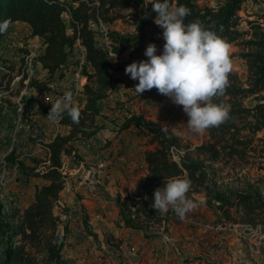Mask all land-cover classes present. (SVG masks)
<instances>
[{"label": "trees", "instance_id": "1", "mask_svg": "<svg viewBox=\"0 0 264 264\" xmlns=\"http://www.w3.org/2000/svg\"><path fill=\"white\" fill-rule=\"evenodd\" d=\"M216 1V6L202 5L193 0H169V4L170 7L185 5L190 9L189 15L184 18L186 24L199 22L205 28L215 30L227 44L233 42L246 48L239 53L246 66V79L242 80L231 70L225 93L212 98L214 103L230 108L229 119L206 130V138L193 148L198 157L185 151L174 158L172 149L181 146V137L144 114L130 113L116 129L136 126L147 137L148 148L144 151L148 172L146 178L129 194H117L114 198L122 224L142 230L146 236L151 235L150 224L167 223L171 217L170 209L159 212L150 206L154 190L163 188L170 178L185 176L192 181L187 197L193 198L194 191L203 189L206 199L201 203L214 209L218 215L217 222L245 223L250 226L264 222V197L258 191L246 189L220 192L206 188V162L246 161L251 152L255 151L256 140L261 141L264 148V140L255 138L258 131H264V34L243 39L244 31L238 28L237 13L244 0ZM152 2L0 0V20L9 19L10 25L16 21L25 22L29 26L30 36L42 40L43 51L37 60L50 75L67 62L76 43L83 48L85 64L89 66L87 70L84 65L82 70L86 79L82 89L84 103L75 104L81 111L80 122L74 124L67 114L64 115L59 123L68 126L69 131L67 134L55 135L46 144L47 158L43 161L34 159L32 165H26L15 160L14 152L6 156L8 162L17 164L26 178L36 177L42 182L35 185L32 201L17 212L16 221L13 218L5 220L0 205V234L6 237L2 264H40L41 260L52 264L61 263L63 240L57 234L60 218L54 213V206L66 182L62 169L63 156L72 155L76 161L80 159L75 142L93 136L102 128L98 122L100 101L115 92L119 83V79L112 73L118 66L114 67L110 55L119 57L127 53L133 57L147 43L160 40L159 35L162 36L163 29L155 23L156 13L152 9ZM64 13L68 14L71 32H68ZM119 20L126 24L130 22L133 31L122 32L111 27ZM10 25L6 32L0 34V42L10 35ZM92 25L105 27L106 44L97 43ZM20 49L26 52V44ZM29 53L23 55L28 56ZM23 65L24 62L18 69L21 81L27 78L25 70H22ZM1 67L8 69L4 65ZM59 75L62 76L61 73ZM27 85L38 90L48 89L45 81L35 78H29ZM250 96L256 100L251 107L244 104V100ZM41 111L48 113L47 109L41 108ZM262 169L264 171V167Z\"/></svg>", "mask_w": 264, "mask_h": 264}, {"label": "crops", "instance_id": "2", "mask_svg": "<svg viewBox=\"0 0 264 264\" xmlns=\"http://www.w3.org/2000/svg\"><path fill=\"white\" fill-rule=\"evenodd\" d=\"M23 44H26V52L20 49ZM75 48H79L81 54L79 62H82L88 70L83 48L78 43L74 45L73 49ZM144 50L145 48L133 57H129L127 53L119 57L111 54L110 60L122 62L127 56L138 62L143 60L141 56L144 55ZM42 51V40L39 37L30 36L29 26L25 22L12 23L10 35L0 42V64L3 63L4 66L13 64V67L11 65L13 77L20 74L15 69H18L20 65L18 62H22V55L33 52L36 58L31 66L27 67L26 73L29 78L45 81L48 87V90H38L28 86L27 81L19 79L13 87L5 91V95L2 94L4 99L0 98V130L4 122L3 117L8 114L3 107L4 103L11 102L12 116V131L3 140L6 143L3 154L8 155L14 152L15 160L26 165H32L34 159L45 160L48 156L46 144L55 135L67 134L69 131L68 126L59 122L50 123L45 118L47 113L42 112L41 108L49 111L51 104L67 90L72 91L74 104L84 103L82 89L85 77L80 69V63L71 61L72 51L67 62L52 75L42 68L37 60ZM16 62L18 65H14ZM122 75L123 77L115 75L120 78L118 89L100 101L101 113L98 122L102 128L93 136L75 142L80 159L76 161L72 155L63 156L62 169L63 173L67 174V178L57 200L63 207L58 214L61 219L59 232L63 235L62 260L66 261L68 256L70 261L73 260V264L83 261L85 264H101L99 261L110 258L107 255H105L106 258L94 257L97 254V248L106 249L110 247V241L115 239L117 255L121 256L122 264H228L231 256L233 255L232 258H234L240 250L236 237L240 233L234 232L237 231L238 225L232 224V226L215 229L218 215L202 204V199H197L194 195L189 199L196 204V207L186 213L185 217L205 216L207 219L202 217L205 222L203 226L193 225L184 220L176 223L170 218L166 225L167 229L162 223L152 231L156 234L146 236L142 230L122 224L114 198L118 193L121 196L129 194L146 178L148 172L144 161V151L148 146L146 135L136 126L122 130L116 129L123 124L130 113L144 114L161 124L159 116L149 115L146 112L147 109L151 112L157 108L155 97L157 90L155 88L145 90L138 96L134 92V86L138 80L131 79L128 74ZM2 77L4 72L0 70V78ZM25 94L30 96L27 101H25ZM148 100L155 105L148 104ZM20 130L27 134L23 141L18 139ZM85 161H90L96 166L101 165L97 178L98 184L102 181L104 190L95 193L87 192L82 184L84 171H87L84 169ZM103 169L100 181V173ZM29 178L34 182V188L36 184L42 182L36 177ZM25 179L27 183L28 178ZM34 188L31 191V197H33ZM31 201L32 198L23 205V208ZM209 222H212V226ZM239 226L242 227V225ZM243 226L245 227V224Z\"/></svg>", "mask_w": 264, "mask_h": 264}, {"label": "rangeland", "instance_id": "3", "mask_svg": "<svg viewBox=\"0 0 264 264\" xmlns=\"http://www.w3.org/2000/svg\"><path fill=\"white\" fill-rule=\"evenodd\" d=\"M193 1L199 4H202V5L205 4L209 6H216L217 4L216 0H193ZM237 15L239 16L238 28L244 31V35H243L244 40H248L253 37H259L260 34H264V0H244L241 5V9L238 11ZM63 16L66 22V26L68 27V32H71V30L69 29L68 14L64 13ZM92 26L95 29L97 43L103 44V45L104 43L106 44V38L103 34L104 33L103 26L102 25L101 27H96L95 25H92ZM112 27L122 32H132L133 31V26L130 24V22L129 24H126V23L121 22L120 20L115 21L112 24ZM159 37H162V36L159 35ZM163 42L164 40L163 38H161L159 41H156L154 43L157 46V54H160V52L162 51ZM228 45H229L230 59L232 62L231 70L235 71L242 80H245L246 75H247V70H246L244 61L239 57V53L241 51H245L246 48L243 49L241 45L234 44L233 42L228 43ZM23 57H24V60L22 62H18V64L20 63L19 65L20 67L24 62V65H23L24 68H22V70H25V73H26L27 67L31 66L36 56L33 52H30L28 54V57L22 55V59ZM80 57H81V54L79 52V48L73 49L71 53V59H72L71 61L72 63H76V64L80 63V69L82 71L84 65H82L83 64L82 62H79ZM141 57L143 59L145 58L147 59V57H145L144 55ZM132 59L134 58L130 59L129 57L125 56L122 62L114 61L113 62L114 67L118 66V68H115L114 70H112L113 75L114 76L119 75L123 77L122 74L123 73L124 75L126 74L124 69L126 65L133 62ZM2 64L3 63H1L0 66H2ZM18 64L16 62L14 65H18ZM11 65L13 67V64H7V68L9 70L4 67L0 68V70L4 72V77L0 78L1 80L0 83L2 84V86H0V98L1 99H4L3 97L5 95L4 94L5 91H7L8 88L13 87L19 81V79H21L20 75L18 76L14 75L13 77V75L11 74L13 72L11 71ZM16 69L15 71H18V69L17 70ZM25 79H24L25 82L28 81L29 79L28 75H27V78ZM118 79H119V83H117V85L119 87L120 78ZM85 82H86V79H85ZM6 85H9L8 88L5 87ZM12 91L14 92V89H12ZM155 93H156L155 97H156L157 108L151 112L150 110L147 109L146 112L149 115L159 116L160 122L163 126H166L167 128L176 132L181 137L182 144L178 148L180 152L178 154L172 153L173 157L176 158L177 155L180 156L185 151L193 157H198V155L193 150V148L195 145L199 144L201 141H203L206 138L205 133L201 135V134H196V133H192L191 131H189L187 124H186L188 117L186 113H184V111L182 110V106L174 104L170 100V98H168L167 96H164L163 94L158 93V91H155ZM263 94H264V91H263ZM24 97H26L25 101H27V98L30 96H28V94H25ZM147 102H149L148 104L155 105V103H152L150 100H148ZM255 103H256V100L253 96H250L244 100V104L249 107L253 106ZM4 105L3 107L6 108L8 114L3 117L4 122L0 130L1 215L5 218V220H10L11 218H13V221L14 220L16 221L17 212L23 209V205H25L30 200V198H32L31 191L34 188L33 186L34 182L30 180V178H28L27 183H26V179H25L26 177L20 172V168L17 166V164L8 162L6 160L7 155L3 154V152L5 151L4 146L6 144L3 142V140L8 136L10 131H12V126H11L12 116H11V109H10L11 102L4 103ZM26 137H27V134L24 131L22 130L18 131V139L20 141L25 140ZM255 138L264 140V131L263 130L258 131ZM254 146H255V151L251 152L250 157L246 161L244 160L242 161L218 160L216 162H206L205 163V173L207 174L206 188L208 187L210 190L215 189L220 192L251 189V190L258 191L264 197V171L262 169V167H264V148H263L262 142L258 140L254 142ZM90 164H91L90 161H87V162L85 161L84 169L88 170L90 167L96 166V165H93V164L90 165ZM103 171L104 169L100 173V181L103 175ZM84 174H85V171H84ZM65 175L67 178V174ZM101 182L98 184L97 192L104 190L102 188L103 186ZM193 195L197 199H202V201L206 199L203 189L194 191L192 196ZM61 209H63V207L58 202H56L54 206V213L58 217H59L58 214L61 211ZM209 209L212 210V208H209ZM202 217L207 219L205 216H202ZM168 223L169 222L167 223L163 222L164 228L166 229L168 228L166 226ZM176 223H179V222H176ZM209 223L212 226L211 224L212 222H209ZM231 224L238 225L237 231H234V232L235 234H237L238 232L240 233V234H237L236 236L237 242L240 245V250H238L237 253L234 255L235 259L232 258L233 255L232 256L230 255L232 259L230 258V262H228V264H264V222L260 224L261 225L260 230L258 229L255 230L254 227L257 224L251 225L252 226L251 228L249 226H246L245 223H231ZM243 224H245V227L243 226ZM239 225H242L243 228ZM156 226L157 225L150 224L149 232L151 233V235L156 234V233H152V231H154ZM60 228H61V219L57 227V234L63 240V235H60V232H59ZM5 238L6 237L4 234H0V264H2V260H3L2 252L4 248ZM116 245H117V242H115V239H112L110 241V247L106 249L97 248V254L94 257L98 259L102 257L106 258L105 255H107V257H109L112 260L106 259L103 261H99L101 264L102 263L122 264V260H120L121 256L119 257L117 255ZM40 264H52V263H46L44 260H41ZM60 264H73V260L70 261L67 256L66 261L64 259L62 260L61 258ZM78 264H85V263L83 261V262H78Z\"/></svg>", "mask_w": 264, "mask_h": 264}, {"label": "clouds", "instance_id": "4", "mask_svg": "<svg viewBox=\"0 0 264 264\" xmlns=\"http://www.w3.org/2000/svg\"><path fill=\"white\" fill-rule=\"evenodd\" d=\"M155 23L163 29L164 44L157 54V46L149 43L144 56L147 59L133 61L124 71L138 80L134 92L139 96L145 90L155 88L158 93L182 106L186 113L187 127L196 134L217 127L230 117V108L216 104L212 98L221 96L229 86L232 62L229 45L215 30L205 28L199 22L185 23L190 9L185 5L170 7L169 0H153ZM9 19L0 20V34L7 31ZM67 114L74 124L80 122L81 111L74 104L73 93L67 90L55 100L45 117L50 123H58ZM191 179L170 178L163 188L154 190L151 207L167 212L169 207L183 219L196 204L187 197Z\"/></svg>", "mask_w": 264, "mask_h": 264}, {"label": "built area", "instance_id": "5", "mask_svg": "<svg viewBox=\"0 0 264 264\" xmlns=\"http://www.w3.org/2000/svg\"><path fill=\"white\" fill-rule=\"evenodd\" d=\"M105 38L107 39L106 36H105ZM0 68H2V67L0 66ZM100 167H101V165L92 166L87 171H85V174L82 178V184L84 185V187L86 188L88 193H95L97 191V188H98L97 174H98V170ZM169 209L171 211V217L170 218L173 222H181L184 220L187 223L197 225V226L205 225V222H203L201 217H194L193 218L192 216H189V217H185V218L181 219L176 215V213L171 209V207H169ZM225 226H232V224L231 223H219L218 222L217 224L214 225V228L215 229H221L222 227H225ZM256 229H257V226H255V230Z\"/></svg>", "mask_w": 264, "mask_h": 264}, {"label": "bare ground", "instance_id": "6", "mask_svg": "<svg viewBox=\"0 0 264 264\" xmlns=\"http://www.w3.org/2000/svg\"><path fill=\"white\" fill-rule=\"evenodd\" d=\"M103 28H104V27H103ZM103 30H104V34H105V33H106V29L104 28ZM31 56H32V55H31ZM26 57H28V56H26ZM174 151H175V152H174ZM179 152H180V151H179L178 149H175V148L172 149V153H173V154H174V153H177V154H178ZM246 226H249L250 228L252 227V226H250V225H246ZM250 228H249V229H250ZM254 228H255V227H254ZM257 229L260 230V229H261V225H257Z\"/></svg>", "mask_w": 264, "mask_h": 264}]
</instances>
